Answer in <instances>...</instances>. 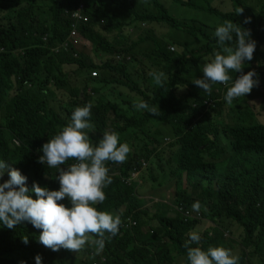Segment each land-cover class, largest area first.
I'll return each mask as SVG.
<instances>
[{"label":"trees","instance_id":"obj_1","mask_svg":"<svg viewBox=\"0 0 264 264\" xmlns=\"http://www.w3.org/2000/svg\"><path fill=\"white\" fill-rule=\"evenodd\" d=\"M37 1L47 7L44 18L34 0H0V160L26 176L29 189L36 182L58 190L56 169L39 163L37 153L43 155L42 145L70 122L76 107L89 102L95 133L85 131L91 143L110 131L131 149L126 162L106 164L112 183L104 189L106 200L95 206L119 215L124 227L121 224L99 253L87 244L81 264H188L183 245L190 232L202 237L192 246L207 250L219 246L216 233L227 238L233 224L242 250L238 264H264V120L254 104L264 99V0H227L232 4L228 12L214 7L213 0H203L202 5V0H171L216 17L219 23L209 29L206 22L175 18L161 0H145L141 9L139 0H113L111 9L110 0ZM81 5L89 21L80 22L77 31L93 53L81 51L76 58L72 46L60 45L69 39L71 15ZM246 18L249 23H244ZM225 20L250 30L256 42L253 59L244 62L247 70L243 67L245 74L254 70L259 81L250 93L253 103L246 95L229 105L223 84L212 85L209 95L186 78L220 50L214 33ZM151 24L193 36L191 43L181 45L186 56L173 59L174 46L159 40L154 30L143 29ZM140 29L146 32L132 41L129 32ZM197 35L206 43L190 49ZM147 43H152L149 49ZM141 47L147 50L140 52ZM150 67L166 74L163 87L153 81ZM95 71L97 77L92 76ZM230 75L235 79L240 73ZM95 83L104 88L93 89ZM35 89L39 94L31 93ZM141 99L158 106L160 115L137 111L133 102ZM8 179L6 169L0 183ZM147 179L161 202L140 198V182ZM29 194L36 199L34 192ZM196 201L202 205L199 221H185L170 209L181 205L198 214L192 208ZM59 203L70 207L67 198ZM150 203L163 204L167 213L150 216ZM129 220L137 224L127 227ZM40 232L28 222L13 229L0 222V264H36L38 254L42 264H54V257L56 264H71L75 252L52 251L39 242Z\"/></svg>","mask_w":264,"mask_h":264},{"label":"clouds","instance_id":"obj_2","mask_svg":"<svg viewBox=\"0 0 264 264\" xmlns=\"http://www.w3.org/2000/svg\"><path fill=\"white\" fill-rule=\"evenodd\" d=\"M240 9L238 13H242ZM246 18L244 23H249ZM220 50L214 51L202 64V78L194 79L193 84L209 95L212 85L220 83L227 88L225 101L231 105L233 100L250 94L258 86L254 70L243 72L244 62L251 61L256 49V42L251 39L250 30L225 20L214 33ZM230 73H240L233 79ZM150 76L157 86L163 87L167 76L163 71H152ZM91 102L76 107L70 122L57 134L42 145L43 155L37 153L38 162L48 168L56 169L55 179L59 181L58 190H49L33 182L32 188L26 186L27 177L0 160V177L8 170L9 179L0 183V222L8 229H13L22 222L41 230L39 242L52 251L61 249L79 252L87 244L95 246L99 253L108 239L116 236L122 224L119 215L100 211L95 207L106 200L104 189L112 183L108 174V162L122 164L131 151L127 143H120L116 132L105 131L97 144L91 143L86 129L90 123ZM137 111H147L159 116L158 106H150L143 99L134 101ZM73 161L68 163V161ZM61 165H67L61 167ZM34 192L36 199L29 194ZM65 198L70 207L59 203ZM202 205L193 203L194 211L199 212ZM202 237L192 231L183 247L187 251L188 264H238V256L222 246L203 250L199 246ZM27 244V237H23ZM36 264H42V257H35ZM23 264V262H22Z\"/></svg>","mask_w":264,"mask_h":264},{"label":"rangeland","instance_id":"obj_3","mask_svg":"<svg viewBox=\"0 0 264 264\" xmlns=\"http://www.w3.org/2000/svg\"><path fill=\"white\" fill-rule=\"evenodd\" d=\"M34 1L36 2V7L41 6L38 8L37 12L40 13L43 18L46 17V15H44V13H45V10H47V7L43 6V4L37 0H34ZM86 1L89 3L94 2L93 0H86ZM133 1H136V0H133ZM144 1L145 0H139L137 2L139 9H141V4ZM161 1L168 8L170 14L173 15L175 18L180 19V21H188V23H191L190 21H192V20H198L201 22H206L209 25H211V26H205V27H207V29L211 28L212 25H216L217 23H219V20L216 17H214L210 14H207L205 12H201V11L196 10L194 8L182 6L178 3L172 2L171 0H161ZM252 1H257V0H252ZM202 2H203V0L200 1V5H202ZM212 3L214 5V7H217L219 9H221L222 11L228 12L232 9L231 2H228L227 0H213ZM113 5H114L113 0H110L107 2V6L110 9ZM257 7H256L255 11H257ZM148 8H150V7H147V9ZM119 14L121 16H125V11L120 10ZM192 22H194V21H192ZM138 25L139 26H131V28L140 27V24H138ZM125 28H127V27H125ZM143 29H145L147 31L148 30H151V31L154 30L156 36H158V37L161 36L159 38V40L165 41L168 44H172L174 46V49H176L175 52L171 53V57L173 59H179L182 56L183 57L186 56V53H184V48L181 45L184 43H191L194 40L193 36L185 33L184 31L174 29V28H171L168 26L151 24L149 26H143ZM143 29L136 31L135 33L129 32L128 36L130 37V39L132 41H137V38L143 32H146ZM154 38H156V37H154ZM156 39H158V38H156ZM204 43H206L205 39L202 38L200 35H197L195 38V41L192 43V46L190 49H195L197 46H200L201 44H204ZM151 45H152V43H147V44H145L144 47L149 49ZM144 47L140 48V52H142L143 50H145V51L147 50ZM81 51L85 52L86 55H91L93 53L92 45L89 42H84V45L82 47H80L79 49L75 48L74 57L79 58V53ZM138 57L141 58L140 56H138ZM209 57H211V56H209ZM141 59L144 60L143 57ZM148 60L149 59H146V61H148ZM149 64H150V60H149ZM151 69L154 71H158L155 68H151ZM244 69L247 70L246 67H244ZM199 73H202V71H201L200 67H197L189 76H186V78L190 79V80H194L195 78L199 79V77H198ZM92 88L102 90L104 88V86H103V84L95 83V85L92 86ZM116 90L118 92L122 93L124 97L130 96V93L126 89L117 88ZM260 92H262L263 97H264V89H262V90L260 89ZM31 93L39 94V92L36 89L32 90ZM247 95H248L249 102H251L255 99V97H251L250 94H247ZM115 98L119 99V97H117V96H115ZM240 98H245V96L239 97V99ZM254 102H255V100H254ZM251 103H253V102H251ZM254 104L257 105V110L261 113L260 119L264 120V99L262 101L259 100V101L255 102ZM86 130H88L92 133H95V131L92 128H89ZM167 139H169V138H167ZM169 142L170 141H168V140L166 141V143H169ZM154 172L158 173L157 170H154ZM141 184H142V182H140L139 191H140V195H141L140 198L143 201H147V202H148V200H151L152 202L153 201H159V202L162 201L161 199L158 198V195L155 192L151 191V189H152L151 180L147 179L143 183V185H141ZM168 206H170V205L168 204ZM175 207H177V206L172 205L170 207V209H173L174 212L177 213L178 216L183 218V214L181 212H179L178 210L176 211ZM147 208L149 209V212H150L149 215L150 216L153 213H155V211L159 214L167 213V208L163 204H156L155 205V203H150L147 205ZM146 221H147L146 218L142 219L143 223H146ZM228 232H229V234H228L227 238H222L219 235V232L216 233V235H218V242L220 243L219 246H222L226 249H230L234 255L239 257L242 254V250H241V247L239 248V245H238L239 244V238H238V233H237V226L235 224H233ZM88 245L90 246V248L95 249L94 245H92V244H88ZM86 249H87V246H85V248L82 249L81 251H79L77 253L75 252L74 254H76V255H73L72 258L69 260V262L71 264H81L80 261L82 259L84 260L86 255H87L84 253V252H86ZM58 255H59V257H62V255L60 253H58ZM58 261L59 260L56 259V257H54L52 262L54 264H56ZM255 264H256V262H255Z\"/></svg>","mask_w":264,"mask_h":264},{"label":"built area","instance_id":"obj_4","mask_svg":"<svg viewBox=\"0 0 264 264\" xmlns=\"http://www.w3.org/2000/svg\"><path fill=\"white\" fill-rule=\"evenodd\" d=\"M82 10H83V6L81 5L80 8L76 9L72 13L71 17L73 20V25H72L73 31H72L69 39L60 45V49H67L69 46H72L74 49L75 48L79 49L80 47H82L84 45V42H86V40H84L83 37L79 36L78 31H77L79 28L80 22L86 23L89 21V18L83 14ZM171 51H174L173 47H171ZM97 74H98L97 71H95L92 73V76L97 77ZM133 177L134 178L137 177V173H135L133 175ZM127 182H130V180H128ZM175 210L176 211L178 210L179 212H181L183 214V219L185 221L202 220V215L200 212L198 214H193L190 211L183 208V206H181V205H177V207H175ZM136 224H137V222L129 220V224H127V227L130 225L135 226ZM122 227H124V223L122 224Z\"/></svg>","mask_w":264,"mask_h":264},{"label":"crops","instance_id":"obj_5","mask_svg":"<svg viewBox=\"0 0 264 264\" xmlns=\"http://www.w3.org/2000/svg\"><path fill=\"white\" fill-rule=\"evenodd\" d=\"M84 40H86V39H84ZM86 42H88L87 40H86ZM182 262H183V264H186L183 260H181Z\"/></svg>","mask_w":264,"mask_h":264}]
</instances>
